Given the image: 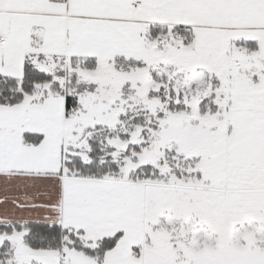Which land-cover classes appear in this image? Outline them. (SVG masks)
<instances>
[{"label": "snow or ice", "instance_id": "snow-or-ice-1", "mask_svg": "<svg viewBox=\"0 0 264 264\" xmlns=\"http://www.w3.org/2000/svg\"><path fill=\"white\" fill-rule=\"evenodd\" d=\"M0 264H264V0H0Z\"/></svg>", "mask_w": 264, "mask_h": 264}]
</instances>
